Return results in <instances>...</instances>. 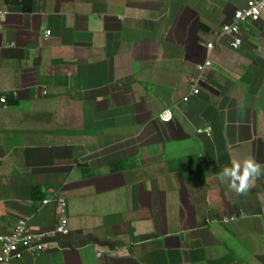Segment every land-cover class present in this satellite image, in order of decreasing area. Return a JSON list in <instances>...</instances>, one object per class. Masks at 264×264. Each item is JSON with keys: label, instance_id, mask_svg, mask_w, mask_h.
Here are the masks:
<instances>
[{"label": "crops", "instance_id": "crops-1", "mask_svg": "<svg viewBox=\"0 0 264 264\" xmlns=\"http://www.w3.org/2000/svg\"><path fill=\"white\" fill-rule=\"evenodd\" d=\"M246 2L0 0V234L51 230V191L70 229L15 264H264V177L219 175L264 165V16L216 41Z\"/></svg>", "mask_w": 264, "mask_h": 264}, {"label": "built area", "instance_id": "built-area-1", "mask_svg": "<svg viewBox=\"0 0 264 264\" xmlns=\"http://www.w3.org/2000/svg\"><path fill=\"white\" fill-rule=\"evenodd\" d=\"M10 9L8 6H0V27L2 22L10 15ZM264 16V0H247L244 7L236 9L229 22L222 25L218 34L216 35V41L222 39L228 40L230 48L236 50L242 44L241 30L248 24H254L258 22ZM50 34L49 31L45 32L47 37ZM11 44L10 46H13ZM213 43L206 44L208 50L213 49ZM211 65L209 59L196 66V74L188 78L186 83L189 87L188 96L183 98L187 101L189 96H194L199 93L200 83L204 79L205 70ZM8 94H0V104L7 105ZM158 119L162 122H170L173 119L172 112L169 109H164L158 115ZM210 131V128L206 129ZM49 202L55 203L58 209V219L56 225L46 232H33L28 229L26 219H20L16 222L12 230L6 234H0V264H15L20 261L24 256L40 255L49 251L52 247H57L56 237L67 236L69 234V224L66 218V200L58 195L56 192L51 191V197L47 200H43L42 204ZM244 214H240L243 217ZM236 217L225 218L222 222L227 223L234 221ZM96 256L102 255V250L95 247Z\"/></svg>", "mask_w": 264, "mask_h": 264}, {"label": "clouds", "instance_id": "clouds-1", "mask_svg": "<svg viewBox=\"0 0 264 264\" xmlns=\"http://www.w3.org/2000/svg\"><path fill=\"white\" fill-rule=\"evenodd\" d=\"M219 175L232 191L242 195L255 180L264 177V165L258 163L254 157H249L242 163L233 160L221 169Z\"/></svg>", "mask_w": 264, "mask_h": 264}, {"label": "trees", "instance_id": "trees-1", "mask_svg": "<svg viewBox=\"0 0 264 264\" xmlns=\"http://www.w3.org/2000/svg\"><path fill=\"white\" fill-rule=\"evenodd\" d=\"M28 0H5V3L6 4H14V5H19V6H23L25 5V3L27 2ZM203 26L201 25V28ZM9 96H7V105L9 104ZM37 191H34V193L36 194Z\"/></svg>", "mask_w": 264, "mask_h": 264}, {"label": "rangeland", "instance_id": "rangeland-1", "mask_svg": "<svg viewBox=\"0 0 264 264\" xmlns=\"http://www.w3.org/2000/svg\"><path fill=\"white\" fill-rule=\"evenodd\" d=\"M234 5H236V4H234Z\"/></svg>", "mask_w": 264, "mask_h": 264}]
</instances>
